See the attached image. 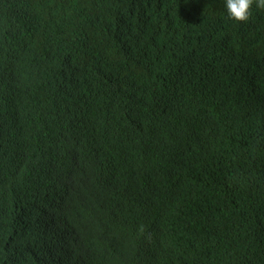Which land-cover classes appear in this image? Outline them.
<instances>
[{
  "label": "trees",
  "instance_id": "trees-1",
  "mask_svg": "<svg viewBox=\"0 0 264 264\" xmlns=\"http://www.w3.org/2000/svg\"><path fill=\"white\" fill-rule=\"evenodd\" d=\"M0 264H264V9L0 0Z\"/></svg>",
  "mask_w": 264,
  "mask_h": 264
},
{
  "label": "clouds",
  "instance_id": "clouds-1",
  "mask_svg": "<svg viewBox=\"0 0 264 264\" xmlns=\"http://www.w3.org/2000/svg\"><path fill=\"white\" fill-rule=\"evenodd\" d=\"M259 9H264V0H226V10L230 19L246 22L251 15L253 3Z\"/></svg>",
  "mask_w": 264,
  "mask_h": 264
}]
</instances>
